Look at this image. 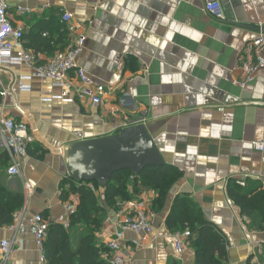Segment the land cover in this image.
Returning <instances> with one entry per match:
<instances>
[{
    "label": "crops",
    "instance_id": "obj_1",
    "mask_svg": "<svg viewBox=\"0 0 264 264\" xmlns=\"http://www.w3.org/2000/svg\"><path fill=\"white\" fill-rule=\"evenodd\" d=\"M219 1L224 20L208 16L204 0H104L97 5L94 0H9L11 22L24 32V46L38 65L84 35L77 64L106 95L99 107L85 99L67 104L54 99L61 91L48 80L34 79L33 90L21 93L19 77L33 72L27 65L0 74V120L7 116L36 131L21 161V177L7 175L9 154L0 151V187L23 198L13 224L0 227V264H41L33 235L13 229L27 225L30 218L41 215L49 227L55 222L69 229L66 207L77 210L80 198L70 194L62 200L71 178L64 147L116 136L137 125L146 128L166 165L181 174L170 178L165 198L156 207L159 193L153 189L108 204L105 188L89 185L106 210L95 234L101 259L111 264L107 244L120 222L144 211L151 217L153 233L145 242L141 235L125 234V264H195L188 243L185 254L176 256L178 231L167 224L175 201L182 197L224 234L227 264H264L260 213L243 215L229 195L238 178L247 191L264 192V152L253 146L264 142V107H242L228 100L264 102V71L247 87L238 84L240 54L262 33L236 25L264 28V0ZM19 7L28 12L19 13ZM67 11L74 17L70 26L62 22ZM25 184L33 188L31 195ZM128 192L134 194L131 184ZM70 235L76 252L89 235L88 227L74 226ZM3 241L11 243L8 256L2 252Z\"/></svg>",
    "mask_w": 264,
    "mask_h": 264
},
{
    "label": "built area",
    "instance_id": "obj_2",
    "mask_svg": "<svg viewBox=\"0 0 264 264\" xmlns=\"http://www.w3.org/2000/svg\"><path fill=\"white\" fill-rule=\"evenodd\" d=\"M95 5L104 0H94ZM205 12L215 20H224V9L219 0H204ZM97 3V4H96ZM97 7V6H96ZM9 0H0V74L10 67H20L27 65L32 68L31 75H23L18 79L19 91L29 93L33 90L31 82L34 79L48 80L52 86L61 91V95L54 99L63 103L72 104L77 100L85 99L94 107H99L103 103L106 95L105 89L98 85L92 77L77 64V59L84 50L86 37L78 36L66 51L58 52L47 64L38 65V60L32 52L26 50L24 46V32L15 28L10 18ZM19 13L26 14L28 11L22 7L18 8ZM74 17L70 12H64L62 22L68 26L73 23ZM264 48V36L260 35L256 40L249 43L240 54L241 78L238 84L245 88L252 84L260 71H264V59L261 57ZM73 74V77L71 76ZM77 82V83H76ZM6 96V93H2ZM54 99L48 100L52 101ZM35 132L27 125L18 124L13 118L7 116L0 120V151L9 154L10 164L7 175L10 178L21 177V161L28 156L30 146L35 142ZM255 150L264 152V142L253 144ZM237 184L246 187L242 179H236ZM25 189L29 195L33 193V188L25 184ZM69 215L75 213L73 205L66 207ZM151 217L144 211H138L125 217L119 224L118 231L107 244L108 249L113 254L111 264L127 263L126 254L122 250V243L127 232H132L143 236L145 242L153 233ZM66 227L69 222H66ZM19 233L25 234L29 231L40 250L41 264H48L44 242L48 237L49 226L41 215L30 218L27 225L21 224L13 228ZM175 253L181 257L186 252V245L190 239V231L177 232L175 235ZM11 243L3 241L1 243L2 252L8 256Z\"/></svg>",
    "mask_w": 264,
    "mask_h": 264
},
{
    "label": "trees",
    "instance_id": "obj_3",
    "mask_svg": "<svg viewBox=\"0 0 264 264\" xmlns=\"http://www.w3.org/2000/svg\"><path fill=\"white\" fill-rule=\"evenodd\" d=\"M65 47L60 51H64ZM30 152V149H29ZM180 172L172 166L151 167L133 176L130 171L116 173L105 187V196L108 204L116 198L129 201L132 196L140 193L141 189H153L159 193L154 207L160 206L167 192L170 178H177ZM66 184L69 190L63 191L62 200L67 201L70 194H77L80 205L70 216L69 229L63 224L52 223L48 230V237L44 242L45 256L48 264H109L101 259L100 249L96 245L95 234L102 228L106 217L105 207L100 199L89 188L97 183L77 182L68 178ZM132 185L134 194L130 195L128 186ZM229 195L241 209L243 215L251 216L259 212L264 222V192L247 191L236 182L229 187ZM23 206L21 195H9L0 187V227L11 226L16 210ZM167 224L178 232L190 231L188 244L195 253V264H227L228 243L224 234L215 225L207 221L202 212L185 198H177L167 218ZM85 225L89 235L81 242L79 249L74 252L71 245L70 231L72 227Z\"/></svg>",
    "mask_w": 264,
    "mask_h": 264
},
{
    "label": "water",
    "instance_id": "obj_4",
    "mask_svg": "<svg viewBox=\"0 0 264 264\" xmlns=\"http://www.w3.org/2000/svg\"><path fill=\"white\" fill-rule=\"evenodd\" d=\"M236 25L260 31L264 36V28ZM228 100L242 107H264V102L240 103L234 98ZM63 160L72 179L97 183L104 188L118 172L130 171L133 176H137L147 168L166 165L143 125L127 128L116 136L65 146Z\"/></svg>",
    "mask_w": 264,
    "mask_h": 264
}]
</instances>
